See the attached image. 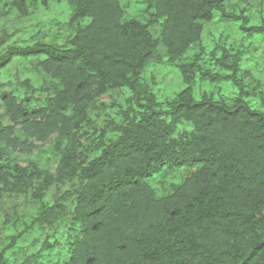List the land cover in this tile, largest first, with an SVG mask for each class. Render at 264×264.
<instances>
[{
	"label": "trees",
	"instance_id": "1",
	"mask_svg": "<svg viewBox=\"0 0 264 264\" xmlns=\"http://www.w3.org/2000/svg\"><path fill=\"white\" fill-rule=\"evenodd\" d=\"M65 1L57 43L9 24L49 0H0V264H264V61L260 76L248 66L264 20L252 0H144V22L124 19L120 0ZM223 21L234 33L204 44V24ZM162 54L185 87L158 101L142 73ZM197 81L234 93L196 96ZM43 142L53 171L18 161ZM166 164L192 170L158 196L147 179Z\"/></svg>",
	"mask_w": 264,
	"mask_h": 264
},
{
	"label": "rangeland",
	"instance_id": "2",
	"mask_svg": "<svg viewBox=\"0 0 264 264\" xmlns=\"http://www.w3.org/2000/svg\"><path fill=\"white\" fill-rule=\"evenodd\" d=\"M258 0H252L253 6L251 10L255 11L258 18L255 21L261 22L264 20V0H261L262 6L257 4ZM120 5L123 9L124 19H138L140 21H145L147 18L151 17V13L154 12L152 7H149L144 0H120ZM71 13V8L65 0H49L47 7L38 6L37 9L33 10L32 13L26 17L18 18L12 16L10 19V25L12 29L15 23H18L19 27H22L26 34L37 33L44 36L46 40L56 41L60 43L63 39L70 33V29L67 27L66 23L68 21L69 15ZM218 19L215 16L214 21ZM89 20L88 17H84L77 24L83 25ZM264 23V22H262ZM159 25L153 30L154 34H157ZM225 28V31L229 33H234L235 27L228 22H221L219 24L205 23L202 32V42L206 44L208 39L217 38L218 33ZM75 30H73L74 32ZM238 36L236 34L233 35ZM240 37V35H239ZM238 37V38H239ZM236 38V37H235ZM209 40V41H210ZM256 49H253L251 54V61L249 67L253 69L256 76H260L258 70L261 69L262 63L264 61V40L262 39ZM159 51L163 48L158 47ZM191 49H189L186 55H190ZM13 65L11 66V71H13ZM143 79L149 84L151 90L157 97L158 101H163L168 97L174 96L177 92L185 87L182 76L180 74L179 68L167 61L166 55L161 56L160 60L157 62H150L142 73ZM213 87H221L220 92L229 96L234 93V90L227 86L225 83H218L215 85L206 84V82L195 83L194 90L196 96L200 89H208ZM52 143L43 142L39 143V147L33 151L30 156L19 155L18 161L25 165L28 162H35L39 167L53 171L57 166V158L53 153ZM192 168L187 165H164L162 169L154 173L153 176L149 177L147 181L155 189L158 196L167 194L172 185L179 184L183 181L188 174L191 172ZM16 208H21L24 205H29L27 202L22 201L20 198L15 199ZM7 212L11 213V209L5 208ZM66 258L65 254L61 255Z\"/></svg>",
	"mask_w": 264,
	"mask_h": 264
}]
</instances>
